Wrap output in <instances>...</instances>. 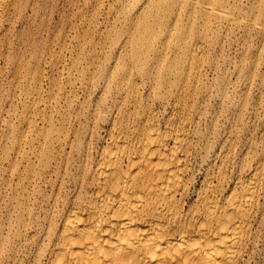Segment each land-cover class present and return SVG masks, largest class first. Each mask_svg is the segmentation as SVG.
<instances>
[{
  "label": "rangeland",
  "instance_id": "1",
  "mask_svg": "<svg viewBox=\"0 0 264 264\" xmlns=\"http://www.w3.org/2000/svg\"><path fill=\"white\" fill-rule=\"evenodd\" d=\"M25 1L0 46V168L5 147L45 135L49 121L58 132L97 133L100 147L110 125L94 119L89 128L92 109L127 84V109L156 102L145 108L155 128L192 137L197 189L243 168L257 173L264 194V0ZM132 35L149 39L144 58L132 56ZM106 67L113 74L101 87ZM255 230L246 264H264V215Z\"/></svg>",
  "mask_w": 264,
  "mask_h": 264
},
{
  "label": "bare ground",
  "instance_id": "2",
  "mask_svg": "<svg viewBox=\"0 0 264 264\" xmlns=\"http://www.w3.org/2000/svg\"><path fill=\"white\" fill-rule=\"evenodd\" d=\"M25 2L0 0V46ZM202 11L225 14L205 4ZM129 39L132 56L144 58L149 39ZM112 74L104 68L101 87ZM121 79L127 83V71ZM147 106L149 113L156 102L127 109V84H117L92 109L89 128L94 119L110 125L100 147L97 133L58 132L49 121L45 135L4 148L0 264H246L264 215L257 173L241 168L224 178L218 172L217 184L205 179L197 189L192 137L155 128Z\"/></svg>",
  "mask_w": 264,
  "mask_h": 264
}]
</instances>
